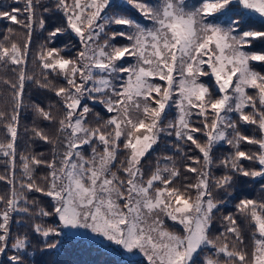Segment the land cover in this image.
Wrapping results in <instances>:
<instances>
[{
  "label": "snow or ice",
  "instance_id": "6c2138e0",
  "mask_svg": "<svg viewBox=\"0 0 264 264\" xmlns=\"http://www.w3.org/2000/svg\"><path fill=\"white\" fill-rule=\"evenodd\" d=\"M124 2L139 19L111 11L114 0L0 6V20L7 22L0 64L17 74L15 82L3 81L11 110L0 108V155L8 173L0 181L10 186L0 195V256L7 264H30L29 236H13L11 229L13 214L23 213L58 220L57 227L31 225L45 249L58 246L49 238L60 236L61 228L84 229L142 255L146 264H264V198L239 199L235 214L222 217L223 230L212 232L223 203L214 193L230 195L236 176L264 178V72L257 70L264 67V48L253 50L264 42V23L254 28L250 16L264 22V0ZM38 6L58 16L50 29L37 16ZM36 26L47 36L33 61L39 73L29 74ZM65 35L75 43L53 46ZM29 81L57 100L32 104L49 129L33 127L32 138L49 145L50 155L21 154L17 180L18 126ZM244 126L256 134H245ZM164 136L174 138V155L146 169L143 161ZM221 142L232 151L220 162L227 172L214 177L213 152ZM177 156L185 162L178 164ZM41 167L46 174L38 180ZM30 193L50 198V210Z\"/></svg>",
  "mask_w": 264,
  "mask_h": 264
},
{
  "label": "trees",
  "instance_id": "16d2710c",
  "mask_svg": "<svg viewBox=\"0 0 264 264\" xmlns=\"http://www.w3.org/2000/svg\"><path fill=\"white\" fill-rule=\"evenodd\" d=\"M43 5L52 7L54 0H41ZM12 5V0H0V6L7 7ZM23 7L21 3L19 5ZM111 11L120 12L123 15L132 16L139 19L138 14L135 9L127 5L124 0H114V7ZM44 16L48 28L50 29L54 22L57 21L58 16H54L51 12L45 13L43 9L38 6L37 16ZM252 27L261 29L262 22L260 17L256 14H250ZM6 21L0 20V38L5 31ZM15 27V26H14ZM264 30V29H261ZM47 36L46 30L39 29L38 26L34 28V33L32 36V42L30 45L28 62L26 65V71L29 74L39 73V69L36 64L33 63L35 60V55L39 51L40 45L44 43V39ZM17 39H24V30H19L17 33ZM122 42V41H121ZM75 43L74 40L70 41V38L65 35L58 37L53 46L63 47L65 44ZM78 46V45H77ZM264 48V42H257L254 51H260ZM14 66H5L0 64V108L11 110V105L8 102L10 100V88L8 85L4 84L5 79L15 82L16 73L11 69ZM257 70L264 72V67L257 65ZM209 82L210 81H206ZM57 98L49 91L38 88L32 82H27V87L25 89L23 107L20 110L19 126H18V138H17V166H16V179L21 178L20 171V160L19 156L21 154L28 153H44V158H49L50 146L44 144L39 140H33L31 129L33 127L45 128L47 127V122L41 121L34 113L32 109L33 103H41L43 106L49 104H55ZM90 106L94 107V111L101 112L102 115H106L102 112V106L92 105L88 102ZM174 112V109H173ZM168 119H172V113L169 114ZM89 120L92 121L93 118L90 116ZM242 131L247 135H254V129L250 126H244ZM4 130L2 125H0V140L4 139ZM173 137H162L160 143L154 147L152 151L143 161L145 168H152L155 166L157 160L165 155H174V149L172 148ZM245 150L252 148V146L244 145ZM255 150V149H253ZM232 151L231 147L224 142L217 145L213 152V164L211 166V172L214 177H220L227 172V169L221 166V161L229 156ZM7 158L0 155V175L8 174L6 171L5 160ZM179 156H177V163H184ZM163 163V161H161ZM245 166H249V162H243ZM46 174V169L40 168L36 171L35 175L39 180V177ZM264 183V178H246L242 176L234 177V183L232 187L228 190L229 194H225L223 191L214 193L216 199L222 200L223 203L219 205V210L216 211V220L212 228L213 235L218 234V230L222 231V217L229 213L235 214V204L239 199L248 197L252 199L264 198V191L261 190V184ZM10 191V186L4 181H0V195H5ZM30 198H35L38 201L40 207L50 210V198L44 197L39 193H30ZM238 223L241 225V233L245 238V241H249V230L243 221L242 217H237ZM33 223H40L44 226L57 227L59 222L55 217H27L23 213L13 214V223L11 225L13 236L17 234H27L30 238L31 247L28 249V258L30 264H146L140 258L128 259V258H117L113 254H110L95 243H86L84 240L74 239L70 237H60L52 236L49 239L58 242V246L55 249H45L43 238L34 234L31 230V225ZM171 224V222H169ZM11 254V252H9ZM0 264H7V257L0 256Z\"/></svg>",
  "mask_w": 264,
  "mask_h": 264
},
{
  "label": "rangeland",
  "instance_id": "374dc122",
  "mask_svg": "<svg viewBox=\"0 0 264 264\" xmlns=\"http://www.w3.org/2000/svg\"><path fill=\"white\" fill-rule=\"evenodd\" d=\"M60 231H61L60 237H70L74 239L84 240V242L86 243L92 242L97 244L98 246H101L102 248L107 250L108 253L113 254L117 258H128V259L140 258L141 260H143V262L146 263L142 255L129 254L125 250L119 248V246L111 244L110 242L103 240V238L98 237L87 230L84 229L74 230V229L61 228Z\"/></svg>",
  "mask_w": 264,
  "mask_h": 264
}]
</instances>
